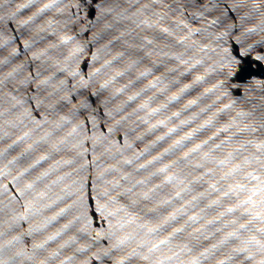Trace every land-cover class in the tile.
<instances>
[{"label": "water", "instance_id": "95a60500", "mask_svg": "<svg viewBox=\"0 0 264 264\" xmlns=\"http://www.w3.org/2000/svg\"><path fill=\"white\" fill-rule=\"evenodd\" d=\"M0 264H264V0H0Z\"/></svg>", "mask_w": 264, "mask_h": 264}]
</instances>
